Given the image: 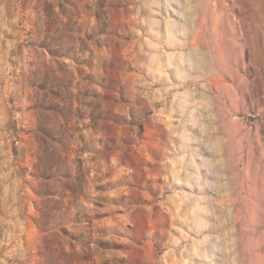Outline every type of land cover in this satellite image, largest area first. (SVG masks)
<instances>
[{"label": "rangeland", "instance_id": "rangeland-1", "mask_svg": "<svg viewBox=\"0 0 264 264\" xmlns=\"http://www.w3.org/2000/svg\"><path fill=\"white\" fill-rule=\"evenodd\" d=\"M0 264H264V0H0Z\"/></svg>", "mask_w": 264, "mask_h": 264}]
</instances>
